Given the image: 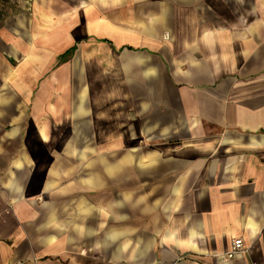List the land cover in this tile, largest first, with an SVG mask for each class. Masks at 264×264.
Masks as SVG:
<instances>
[{
    "label": "crops",
    "instance_id": "obj_1",
    "mask_svg": "<svg viewBox=\"0 0 264 264\" xmlns=\"http://www.w3.org/2000/svg\"><path fill=\"white\" fill-rule=\"evenodd\" d=\"M0 264H264V0H0Z\"/></svg>",
    "mask_w": 264,
    "mask_h": 264
},
{
    "label": "built area",
    "instance_id": "obj_2",
    "mask_svg": "<svg viewBox=\"0 0 264 264\" xmlns=\"http://www.w3.org/2000/svg\"><path fill=\"white\" fill-rule=\"evenodd\" d=\"M169 34L165 35V38H168ZM247 251V248L245 246V242L242 238H236L232 244V248L229 252L224 256L228 259L234 258L235 256Z\"/></svg>",
    "mask_w": 264,
    "mask_h": 264
},
{
    "label": "rangeland",
    "instance_id": "obj_3",
    "mask_svg": "<svg viewBox=\"0 0 264 264\" xmlns=\"http://www.w3.org/2000/svg\"><path fill=\"white\" fill-rule=\"evenodd\" d=\"M65 55V54H64ZM63 55V56H64ZM69 55V54H68ZM68 55L67 56H65L63 59H62V61H65L66 59H68ZM56 67H59V64L56 66ZM61 81H63V80H61ZM57 87H60L59 85H57ZM42 200H43V198H42Z\"/></svg>",
    "mask_w": 264,
    "mask_h": 264
},
{
    "label": "trees",
    "instance_id": "obj_4",
    "mask_svg": "<svg viewBox=\"0 0 264 264\" xmlns=\"http://www.w3.org/2000/svg\"><path fill=\"white\" fill-rule=\"evenodd\" d=\"M69 52H70V51H68V52L64 55V57L67 56V55L69 54Z\"/></svg>",
    "mask_w": 264,
    "mask_h": 264
}]
</instances>
